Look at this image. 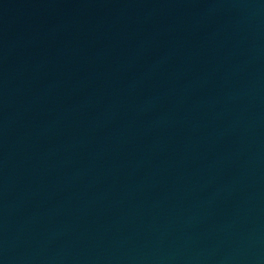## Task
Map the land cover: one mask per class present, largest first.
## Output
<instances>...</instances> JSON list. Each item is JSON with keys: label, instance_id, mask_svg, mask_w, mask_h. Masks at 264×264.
<instances>
[{"label": "water", "instance_id": "water-1", "mask_svg": "<svg viewBox=\"0 0 264 264\" xmlns=\"http://www.w3.org/2000/svg\"><path fill=\"white\" fill-rule=\"evenodd\" d=\"M92 264H264V94L167 200Z\"/></svg>", "mask_w": 264, "mask_h": 264}]
</instances>
